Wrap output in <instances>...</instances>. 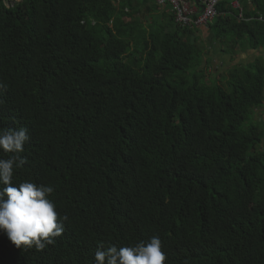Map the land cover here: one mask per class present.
Instances as JSON below:
<instances>
[{"label":"trees","instance_id":"1","mask_svg":"<svg viewBox=\"0 0 264 264\" xmlns=\"http://www.w3.org/2000/svg\"><path fill=\"white\" fill-rule=\"evenodd\" d=\"M5 1L0 127L31 136L13 184L53 186L69 220L42 251L0 230V264H96L157 235L166 264H264V57L210 83L197 27L155 0ZM229 2L215 43L260 53L264 0H242L244 20Z\"/></svg>","mask_w":264,"mask_h":264},{"label":"clouds","instance_id":"2","mask_svg":"<svg viewBox=\"0 0 264 264\" xmlns=\"http://www.w3.org/2000/svg\"><path fill=\"white\" fill-rule=\"evenodd\" d=\"M0 90H6L3 83H0ZM3 103L0 100V104ZM30 141L26 126L14 129L0 127V149L10 154L9 158L0 159V230L18 249L36 248L42 251L63 235L64 221H68L69 217L65 214L61 218L55 202L50 198L55 192L53 186L28 181L14 186L15 169L28 163L20 154ZM163 249V241L157 235L149 242L141 241L131 247L109 245L104 248L101 245L95 254V261L96 264H166L168 258Z\"/></svg>","mask_w":264,"mask_h":264},{"label":"crops","instance_id":"3","mask_svg":"<svg viewBox=\"0 0 264 264\" xmlns=\"http://www.w3.org/2000/svg\"><path fill=\"white\" fill-rule=\"evenodd\" d=\"M248 1H249V7L250 8L253 7L252 0H248ZM158 8H159L158 13L160 14L163 12H165L166 14L172 13L169 8L162 9L159 6ZM145 18L148 19L147 21L148 23L151 22L149 16H145ZM196 29L197 31L195 34V38L198 40L199 44L203 46L205 49L204 62L205 65L209 63V69H211L210 71H212V69H215L217 71L221 68L229 71L233 69L236 65L248 66L253 61H255L258 56L264 57L263 50H261L262 52L257 54V52L252 49L243 50L241 46H238L232 53L228 54L227 52L222 51V48L219 46V44L215 43L211 26H200V27L198 26ZM213 62L215 65H213ZM255 113H256V117L259 114L263 116L264 108L256 109Z\"/></svg>","mask_w":264,"mask_h":264},{"label":"built area","instance_id":"4","mask_svg":"<svg viewBox=\"0 0 264 264\" xmlns=\"http://www.w3.org/2000/svg\"><path fill=\"white\" fill-rule=\"evenodd\" d=\"M221 1L203 0L199 5L193 0H155L160 8L171 10L176 23L182 28L210 26L220 15L219 6ZM6 6L12 7L7 3ZM230 6L239 12V19L244 20L242 0H231ZM260 20L263 21V18H260Z\"/></svg>","mask_w":264,"mask_h":264},{"label":"rangeland","instance_id":"5","mask_svg":"<svg viewBox=\"0 0 264 264\" xmlns=\"http://www.w3.org/2000/svg\"><path fill=\"white\" fill-rule=\"evenodd\" d=\"M23 0H6V3L9 4V5H14L18 2H22ZM165 9V8H164ZM147 13L148 12H144V15L142 16V20L145 22L146 25H148V19L145 18V16H147ZM263 50V49H262ZM264 51V50H263ZM262 52V51H261ZM213 65L214 62H213ZM211 69L208 70V76H209V81L210 83H213L214 81L217 80V82H219L220 84H224L225 83V77L228 75V71L225 70V69H219V70H215V69H212V71H210ZM217 73V74H216ZM214 75V76H213ZM261 114L257 115V119H256V113L254 114V116L252 117L251 119V122H256L258 123V120L261 118ZM259 118V119H258Z\"/></svg>","mask_w":264,"mask_h":264}]
</instances>
